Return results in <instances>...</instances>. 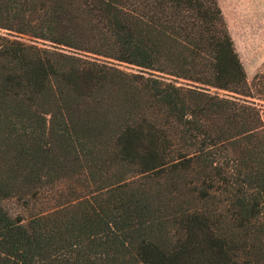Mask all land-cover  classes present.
Returning <instances> with one entry per match:
<instances>
[{
	"label": "trees",
	"instance_id": "trees-1",
	"mask_svg": "<svg viewBox=\"0 0 264 264\" xmlns=\"http://www.w3.org/2000/svg\"><path fill=\"white\" fill-rule=\"evenodd\" d=\"M0 264H264V69L218 0H0Z\"/></svg>",
	"mask_w": 264,
	"mask_h": 264
},
{
	"label": "rangeland",
	"instance_id": "rangeland-1",
	"mask_svg": "<svg viewBox=\"0 0 264 264\" xmlns=\"http://www.w3.org/2000/svg\"><path fill=\"white\" fill-rule=\"evenodd\" d=\"M236 51L249 80L264 69V0H218ZM132 70V66L122 65ZM4 206L12 213L20 211V203L6 200Z\"/></svg>",
	"mask_w": 264,
	"mask_h": 264
}]
</instances>
